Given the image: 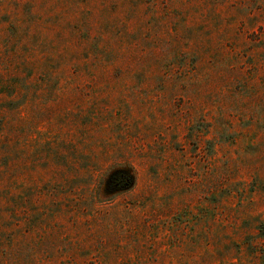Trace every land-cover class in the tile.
Wrapping results in <instances>:
<instances>
[{
  "label": "rangeland",
  "instance_id": "rangeland-1",
  "mask_svg": "<svg viewBox=\"0 0 264 264\" xmlns=\"http://www.w3.org/2000/svg\"><path fill=\"white\" fill-rule=\"evenodd\" d=\"M0 264H264V0H0Z\"/></svg>",
  "mask_w": 264,
  "mask_h": 264
},
{
  "label": "trees",
  "instance_id": "trees-1",
  "mask_svg": "<svg viewBox=\"0 0 264 264\" xmlns=\"http://www.w3.org/2000/svg\"><path fill=\"white\" fill-rule=\"evenodd\" d=\"M120 187H127L132 183V175L128 173H119Z\"/></svg>",
  "mask_w": 264,
  "mask_h": 264
},
{
  "label": "flooded vegetation",
  "instance_id": "flooded-vegetation-1",
  "mask_svg": "<svg viewBox=\"0 0 264 264\" xmlns=\"http://www.w3.org/2000/svg\"><path fill=\"white\" fill-rule=\"evenodd\" d=\"M114 184H116L117 186H120V180L118 177H116V179L114 180Z\"/></svg>",
  "mask_w": 264,
  "mask_h": 264
}]
</instances>
